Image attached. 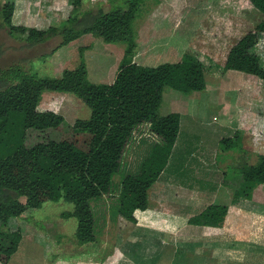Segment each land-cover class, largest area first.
Instances as JSON below:
<instances>
[{"label":"rangeland","instance_id":"1","mask_svg":"<svg viewBox=\"0 0 264 264\" xmlns=\"http://www.w3.org/2000/svg\"><path fill=\"white\" fill-rule=\"evenodd\" d=\"M6 2L15 5L13 25L38 30L58 27L72 9V0H0V7ZM130 2L137 4L133 22L136 48L132 62L155 67L193 57L200 61L205 71L206 86L202 92L184 95L170 88L163 91L159 115L178 113L180 128L170 164L161 180L156 182L158 184L150 189L148 208L150 213L168 212L170 205H166L171 203L182 183L197 190H204L206 186L203 192L214 184L225 187L223 176H237L240 159L251 164L256 162L258 155H263L264 83L240 72L223 71L229 49L260 16L248 0H82L80 13L91 11L95 14L98 10L107 13L125 9ZM60 42L61 38L56 36L29 45L24 37H10L0 19V74L18 67L41 77L58 78L63 70L78 66L82 54L91 83L113 82L123 58V43L106 44L90 34L57 48ZM253 52L260 56L264 68V34L259 35ZM3 87L0 83V90ZM37 110L60 114L68 125L77 119H87L90 114L76 97L58 92L43 93ZM149 130L148 124L133 129L109 193L102 200L91 202L95 243L76 244V220L60 218L62 212L72 210L71 204L45 202L41 208L28 210L21 218L8 221L7 228L20 229L23 238L18 254L11 257L12 264L29 263L24 253L37 245L42 247L41 251H50L53 259L63 264H110L112 261L115 264L120 256L133 255L130 228L135 224L118 218L117 197L122 177L136 174L152 146L160 143ZM236 131L249 136V140L253 137L252 144L245 145L244 150L222 151L220 140L234 136ZM172 162L182 167L174 177ZM163 195L166 205L156 203ZM48 257L45 263L49 262Z\"/></svg>","mask_w":264,"mask_h":264},{"label":"trees","instance_id":"2","mask_svg":"<svg viewBox=\"0 0 264 264\" xmlns=\"http://www.w3.org/2000/svg\"><path fill=\"white\" fill-rule=\"evenodd\" d=\"M248 1L260 18L229 49L223 71L240 72L264 83L260 56L253 52L259 35L264 34V0ZM81 3L82 0H72L67 19L58 27L45 30L13 25V2L0 7L7 34L24 37L29 45L59 36L57 48H61L87 34L106 44L125 45L110 84L89 81L82 54L78 66L63 70L58 78L41 77L18 67L1 71L0 264L9 263L22 240L21 230H9L8 221L41 208L45 202L71 204L72 210L62 212L60 218L76 220L74 237L78 246L95 243L91 202L109 193L133 129L148 124L160 143L152 146L136 174L122 177L117 197L118 218L136 224L134 212L148 208L149 190L166 169L179 134L178 113L159 115L164 89L188 95L202 92L206 86L205 71L196 58L155 67L131 61L136 48L135 2L128 3L125 9L107 13L98 10L95 14L80 13ZM45 92L76 97L89 109V117L68 125L60 114L38 111ZM248 137L236 131L234 136L220 140L221 150H244L245 145L252 144L253 137ZM237 173L234 177L223 176V185L230 190L234 203L250 199L252 190L264 184V155H258L252 165L240 159ZM227 210L226 206L211 205L188 222L219 227Z\"/></svg>","mask_w":264,"mask_h":264},{"label":"crops","instance_id":"3","mask_svg":"<svg viewBox=\"0 0 264 264\" xmlns=\"http://www.w3.org/2000/svg\"><path fill=\"white\" fill-rule=\"evenodd\" d=\"M172 165L174 177L182 167L173 162ZM163 172L156 182L161 180ZM156 182L154 184H158ZM203 188L197 190L182 183L167 205L164 195L158 197L156 203L170 205L171 211L150 213L149 208L135 211L136 224L130 228L134 254L120 256L115 264H264V184L252 190L250 199L236 203L229 190L219 184L209 186L206 192H203L206 186ZM100 200L102 198L94 202ZM148 204L150 206V197ZM211 205L228 207L219 227L189 224V219ZM41 248L38 245L27 248L24 256L29 263L19 261L17 264H63L54 260L50 251H41ZM47 255L49 262L45 263ZM12 262L11 258L8 264Z\"/></svg>","mask_w":264,"mask_h":264}]
</instances>
